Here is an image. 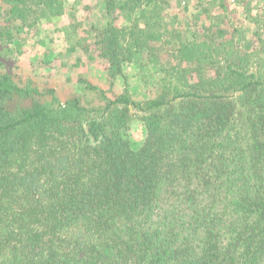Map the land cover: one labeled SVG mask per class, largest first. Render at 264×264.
<instances>
[{"label": "trees", "instance_id": "16d2710c", "mask_svg": "<svg viewBox=\"0 0 264 264\" xmlns=\"http://www.w3.org/2000/svg\"><path fill=\"white\" fill-rule=\"evenodd\" d=\"M170 1L101 0L85 104L8 66L65 0H0V264H264V0L239 35L225 0L179 26Z\"/></svg>", "mask_w": 264, "mask_h": 264}, {"label": "rangeland", "instance_id": "374dc122", "mask_svg": "<svg viewBox=\"0 0 264 264\" xmlns=\"http://www.w3.org/2000/svg\"><path fill=\"white\" fill-rule=\"evenodd\" d=\"M238 1L225 0L228 10L235 11V22H238L232 31L235 29L237 35L242 32L244 23H247L241 20L243 15L236 5ZM170 2V26H179L187 19L192 21L196 14H199L201 22L208 15V0L196 3L178 0ZM65 4L66 12L62 17H54L41 24L34 40L16 47L8 66L16 80L31 81L39 90L52 92L61 102H64L70 93L79 94L85 104L96 102V95L86 91L78 80L87 79L98 87L107 89L106 74L100 63L98 50H95L93 34L87 33L89 28L86 27V24L89 27L93 23L102 24L101 0H65ZM213 13H218L217 8ZM82 44L88 45V53H85ZM126 73L130 78L133 96L137 98L145 93L146 90L135 77L134 69H126ZM119 90L120 85L117 84L113 91L116 93ZM129 136L134 145L141 142L143 134L139 122L132 123Z\"/></svg>", "mask_w": 264, "mask_h": 264}]
</instances>
